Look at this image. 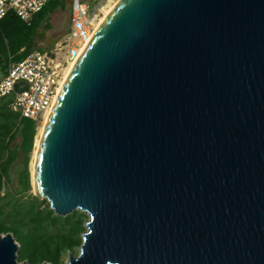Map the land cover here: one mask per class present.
Returning a JSON list of instances; mask_svg holds the SVG:
<instances>
[{"label": "water", "instance_id": "obj_1", "mask_svg": "<svg viewBox=\"0 0 264 264\" xmlns=\"http://www.w3.org/2000/svg\"><path fill=\"white\" fill-rule=\"evenodd\" d=\"M88 41L32 172L88 215L66 264H264V0H119Z\"/></svg>", "mask_w": 264, "mask_h": 264}, {"label": "trees", "instance_id": "obj_2", "mask_svg": "<svg viewBox=\"0 0 264 264\" xmlns=\"http://www.w3.org/2000/svg\"><path fill=\"white\" fill-rule=\"evenodd\" d=\"M68 0H51L29 23L14 13L0 21V76L9 63L20 62L36 47L39 31L49 26L50 16L66 11ZM12 97L0 103V233L11 234L19 245L18 261L27 264H66L65 257L82 245L88 216L80 211L61 217L47 201L29 195L32 190L29 165L38 124L10 109ZM19 139L16 146L14 142ZM22 155L19 190L11 191L14 165ZM45 205L44 209L41 206Z\"/></svg>", "mask_w": 264, "mask_h": 264}, {"label": "built area", "instance_id": "obj_3", "mask_svg": "<svg viewBox=\"0 0 264 264\" xmlns=\"http://www.w3.org/2000/svg\"><path fill=\"white\" fill-rule=\"evenodd\" d=\"M51 0H0V21L14 13L29 23ZM96 14L84 0H72L67 56L62 61L35 47L20 62L9 63L0 80V103L12 97L10 109L21 117L41 122L52 109L64 78V67L79 58L95 31Z\"/></svg>", "mask_w": 264, "mask_h": 264}, {"label": "rangeland", "instance_id": "obj_4", "mask_svg": "<svg viewBox=\"0 0 264 264\" xmlns=\"http://www.w3.org/2000/svg\"><path fill=\"white\" fill-rule=\"evenodd\" d=\"M89 6L91 7V11L94 10L96 14L95 17V24H97L105 15V13L110 10L112 7L116 6L119 0H84ZM68 5L66 11H56L55 14L53 13L49 19V26L41 28L39 31L38 37L36 40V47L47 52L49 55L56 59L57 61H62L67 56V40H68V32L70 29L69 23V15H70V6L72 0H68ZM69 65L65 66L64 69L67 70ZM65 70V73H66ZM65 75V74H64ZM0 76V80H1ZM45 119H43L38 124V133L35 137V145L34 151L31 156V162L29 165L30 176H31V185H32V172L34 166V157L36 154L37 143L40 140V136L43 132ZM19 143V139L14 142L13 146H16ZM22 155H19V159L17 163L14 165L12 174H11V183L9 186H6L11 191L19 190V176L20 171L22 169ZM29 195H34V189L32 186V190L25 196L28 198ZM35 196V195H34ZM47 201V200H45ZM48 202V201H47ZM45 205L41 206V209H44ZM81 212V211H80ZM82 213V212H81ZM73 214V213H72ZM86 214V213H84ZM71 215V214H69ZM68 215V216H69ZM87 215V214H86ZM88 216V215H87ZM86 230V227H85ZM79 253V249H77L75 255ZM68 256L65 257V262H67Z\"/></svg>", "mask_w": 264, "mask_h": 264}, {"label": "bare ground", "instance_id": "obj_5", "mask_svg": "<svg viewBox=\"0 0 264 264\" xmlns=\"http://www.w3.org/2000/svg\"><path fill=\"white\" fill-rule=\"evenodd\" d=\"M118 3V2H117ZM115 7V6H114ZM114 7H112L110 10H108L106 13H105V15L103 16V18L96 24V28H95V31L98 29V27L102 24V22L105 20V18H106V16H108L109 15V13L113 10V8ZM95 31L93 32V34L95 33ZM93 34H92V36H93ZM91 36V37H92ZM84 50V49H83ZM82 50V51H83ZM81 51V52H82ZM77 61V59L76 60H74V61H72V62H70L68 65V68H67V70H66V73H65V75H64V78H63V80H62V82H61V87H60V89H59V91H58V94H59V92H60V90L62 89V87H63V85H64V83H65V81H66V79H67V77H68V75H69V73L71 72V70H72V68H73V64H75V62ZM57 97H58V95L56 96V98H55V100H54V103L56 102V99H57ZM54 103H53V105H54ZM52 110V109H51ZM51 110L45 115V117H44V119H45V122H44V127H45V125H46V123H47V121H48V118H49V116H50V112H51ZM44 127H43V130H44ZM38 145H39V141H38V143H37V147H38Z\"/></svg>", "mask_w": 264, "mask_h": 264}]
</instances>
